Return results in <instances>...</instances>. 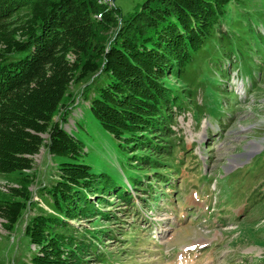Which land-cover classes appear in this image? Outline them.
Instances as JSON below:
<instances>
[{
    "label": "trees",
    "instance_id": "16d2710c",
    "mask_svg": "<svg viewBox=\"0 0 264 264\" xmlns=\"http://www.w3.org/2000/svg\"><path fill=\"white\" fill-rule=\"evenodd\" d=\"M231 5L261 40V22L253 20L258 14L240 0H143L125 14L110 0H0V173L31 169L42 145L68 159L39 190L51 211L32 215L24 226L35 247L30 264H113L104 237H115L114 231L98 225L102 217L117 216L101 209L107 196L138 214L137 191L152 208L166 184L175 187V152L185 149L174 130L177 117L191 109L189 103L197 111L202 107L192 99L195 89L171 79L195 81L201 63L210 60L206 46L213 38L227 62L221 79H229L235 57L227 47L233 31L225 22ZM71 85L82 86L80 94L101 127L132 152L130 164L148 172L143 179H127L122 187L80 161L84 144L63 127ZM19 183L0 196L8 231L31 199L29 176H20Z\"/></svg>",
    "mask_w": 264,
    "mask_h": 264
},
{
    "label": "rangeland",
    "instance_id": "374dc122",
    "mask_svg": "<svg viewBox=\"0 0 264 264\" xmlns=\"http://www.w3.org/2000/svg\"><path fill=\"white\" fill-rule=\"evenodd\" d=\"M142 1L110 0L123 14ZM240 1L258 14L253 20L261 22L258 28L264 32V0ZM235 20L243 24L236 26ZM245 20L231 5L225 22L226 29L233 31L227 47L235 57L229 79H221L227 62L217 38L206 46L210 60L201 63L195 81L171 79L178 87L195 89L192 99L202 107L197 111L189 103L191 109L177 117L174 130L182 136L185 149L175 152L179 162H173L180 167L174 175L175 187L166 184L152 208L139 201L137 196L143 193L137 191L138 214L112 194L101 206L117 215L111 221L102 217L98 224L114 231L115 237H104L113 264H264V35L260 40ZM198 82L203 86L196 89ZM80 87H69L74 96L63 124L84 144L80 161L94 172L107 173L122 187L129 184L127 179H143L148 172L130 164L132 152L101 127ZM42 136L47 138L46 133ZM66 160L49 154L42 145L31 169L0 173V196L11 186H20V176L31 179L30 202L13 230H6L0 218L1 264H30L35 247L24 235V226L32 215L51 211L49 198L39 190L54 181L58 164Z\"/></svg>",
    "mask_w": 264,
    "mask_h": 264
}]
</instances>
